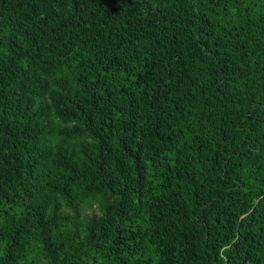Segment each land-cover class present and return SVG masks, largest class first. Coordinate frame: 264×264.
<instances>
[{
  "label": "trees",
  "instance_id": "obj_1",
  "mask_svg": "<svg viewBox=\"0 0 264 264\" xmlns=\"http://www.w3.org/2000/svg\"><path fill=\"white\" fill-rule=\"evenodd\" d=\"M0 264H264V0H0Z\"/></svg>",
  "mask_w": 264,
  "mask_h": 264
}]
</instances>
